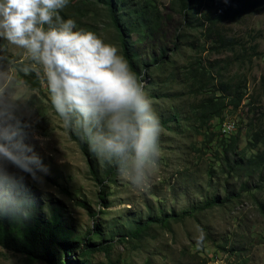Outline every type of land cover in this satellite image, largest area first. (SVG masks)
<instances>
[{
	"label": "rangeland",
	"instance_id": "374dc122",
	"mask_svg": "<svg viewBox=\"0 0 264 264\" xmlns=\"http://www.w3.org/2000/svg\"><path fill=\"white\" fill-rule=\"evenodd\" d=\"M155 3L163 15L160 29L145 39L131 34L140 64L152 63L161 51L165 62L158 65L164 66L168 60L172 63L162 71L148 68L139 77L161 124L160 155L146 188L132 186L116 170L110 182L103 174L108 165L88 149L102 184L94 179L88 157L52 110L44 79L39 89L24 84L14 67L17 62L27 63L23 50L0 39L5 46L4 51L0 50V87L11 82L13 95L26 100L32 111L30 131L47 137L44 147L35 149L49 169L45 177L47 190L25 181L31 201L30 216L50 226L59 222L55 230L63 239L60 243H74L88 231L98 230L100 236L92 235V239L112 247L108 254H94L88 264H264V175L227 172L224 161L230 155L216 134L218 128L196 127L191 105L200 95L192 93L182 79V70L195 57L207 61L206 64L208 59L221 65L222 61L228 62V68L222 72L224 78L235 77L246 83L245 100L236 111L227 108L222 114L224 122L230 120L235 124L229 135L240 132L233 160L244 162L246 157L259 153L262 147L252 146L245 129L249 122L253 129H264V7L238 23L226 25V31L235 35L240 45L233 53L216 55L208 52V44H203L202 39H196L198 34H186L187 41L182 44L181 40L182 46L177 43L176 51L172 45L174 36L177 31L183 32L185 26L181 27L180 15L171 7L170 0ZM83 21L80 26L76 24L77 28L93 31L121 53L116 34L100 5L94 6ZM172 68L174 77L168 76ZM217 123L218 120H212L213 125ZM210 133L214 134L208 141ZM60 157L62 163L57 162ZM210 199L218 202L201 208ZM183 212L189 214L178 221L165 222L172 214ZM146 222L149 226L138 238L129 236ZM23 223L8 220L7 225L15 228ZM201 235L203 239L197 244ZM55 251L56 256L65 260L74 259L77 254L76 251L68 257L54 246ZM0 264L46 263L0 247Z\"/></svg>",
	"mask_w": 264,
	"mask_h": 264
},
{
	"label": "clouds",
	"instance_id": "9594fccd",
	"mask_svg": "<svg viewBox=\"0 0 264 264\" xmlns=\"http://www.w3.org/2000/svg\"><path fill=\"white\" fill-rule=\"evenodd\" d=\"M68 3L0 0V39L23 50V71L42 75L63 127L132 186L146 188L160 155L159 118L118 48L61 17ZM31 116L11 82L0 87V220L22 223L30 217L26 180L47 190L49 169L35 150L47 137L30 131Z\"/></svg>",
	"mask_w": 264,
	"mask_h": 264
},
{
	"label": "trees",
	"instance_id": "16d2710c",
	"mask_svg": "<svg viewBox=\"0 0 264 264\" xmlns=\"http://www.w3.org/2000/svg\"><path fill=\"white\" fill-rule=\"evenodd\" d=\"M170 4L180 15L181 27L185 26L183 32L177 31L174 36L172 45L176 48V51L179 50V45L182 46L187 41V35L198 34L196 39H202L203 44H208L209 53L220 55L227 51L233 53L240 45L235 35H230L226 31V25L238 23L244 17L260 12L264 7V0H227V3L224 0H170ZM96 5H100L105 10L116 34L121 54L128 60L131 70L136 73L140 81L143 79L139 77L148 68L162 71L166 70L165 65L172 66L169 60L166 61L164 66L158 65V63L165 62L161 50L159 56L150 64L146 62L140 64L137 61L136 52L133 50L131 34H136L139 39L153 37L162 25L163 15L155 0H69L68 5L59 14L63 19L72 18L80 26ZM187 45L192 49L194 48L191 43H187ZM254 49L256 50V46ZM0 50H5L4 43L1 41ZM200 50L204 51V45ZM6 62H9L8 59H6ZM206 62L204 63L200 57H195L182 70V79L185 83H188L190 91L200 95L197 102L191 105V116L197 122L196 127L210 129L215 126L218 128L216 134L220 135V141L225 145L226 153L230 155V157L227 156L226 162L224 161L227 172H235L233 173L235 175L240 173L246 176L262 177L264 175V129H253V124L248 123L245 134L250 140L249 142L252 143V146L260 145L262 150L246 157L244 162L233 160L240 132L229 135L228 140L225 139L226 135L220 133V124L224 122L222 119L223 110L229 108L230 111H236L238 109L241 102L246 98V83L243 79L237 80L235 77L224 78L222 72L228 68V62L222 61V65L218 64L216 60L209 62L208 59L207 64ZM24 64L22 62L14 63L22 82L31 89H39L43 78L37 75L35 71L24 72L22 70ZM169 72L168 76L170 77L176 75L173 68ZM214 119L218 120L217 125L212 124ZM69 134L72 140L76 141L84 155L88 157L89 170L94 179L101 185L102 181L95 167V162L91 159L87 144L71 131H69ZM213 134H209L208 141ZM114 173V167L109 165L103 171L110 182L114 180ZM103 193L104 190L99 192V199L101 200L104 197ZM216 202L218 200L210 199L201 208L211 207ZM187 214L189 212H183L180 215L172 214L165 222L170 219L178 221ZM7 222V219L0 220V247L21 253L33 261L42 260L46 264H88L87 262L94 254L98 252L108 254L112 247L110 243H100L92 239V235L100 236L98 230L88 231L79 241L65 244L60 243L63 239H60L62 237L58 236V232L55 230L59 222H56L54 226H50L49 223L43 222L33 215L25 220L20 227L13 228L10 225L8 226ZM148 224L149 222H146L137 226L129 236L133 239L138 238L139 235L145 232L149 226ZM54 246L60 248L68 257L76 251L77 254L74 255V259L65 260L60 255H55L56 251L53 252ZM107 264L118 263L108 262Z\"/></svg>",
	"mask_w": 264,
	"mask_h": 264
},
{
	"label": "built area",
	"instance_id": "2783aa9c",
	"mask_svg": "<svg viewBox=\"0 0 264 264\" xmlns=\"http://www.w3.org/2000/svg\"><path fill=\"white\" fill-rule=\"evenodd\" d=\"M41 76V75H40ZM235 129V124L233 121L229 120V125H222L220 124V132L223 135H229L234 132Z\"/></svg>",
	"mask_w": 264,
	"mask_h": 264
},
{
	"label": "bare ground",
	"instance_id": "6f19581e",
	"mask_svg": "<svg viewBox=\"0 0 264 264\" xmlns=\"http://www.w3.org/2000/svg\"><path fill=\"white\" fill-rule=\"evenodd\" d=\"M222 125H229V123L224 122Z\"/></svg>",
	"mask_w": 264,
	"mask_h": 264
}]
</instances>
